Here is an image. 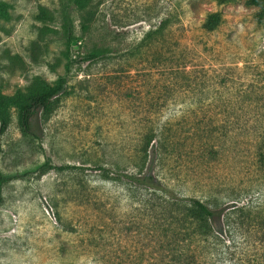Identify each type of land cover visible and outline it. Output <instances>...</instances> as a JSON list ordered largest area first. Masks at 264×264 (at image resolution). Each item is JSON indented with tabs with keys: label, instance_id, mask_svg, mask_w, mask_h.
Instances as JSON below:
<instances>
[{
	"label": "rangeland",
	"instance_id": "374dc122",
	"mask_svg": "<svg viewBox=\"0 0 264 264\" xmlns=\"http://www.w3.org/2000/svg\"><path fill=\"white\" fill-rule=\"evenodd\" d=\"M64 5L0 0V90L12 94L40 78L68 76V92L41 124V141L24 137L14 111L8 132L0 134L2 167L33 168L46 159L78 167L31 171L6 185L0 264H169L168 236L158 235L150 192L123 176L106 178L99 168L137 171L142 162L136 145L145 125L166 127L153 172L177 194L210 202L238 199L244 191L245 201L264 203V170L255 163L250 134L227 138L219 161L203 155L208 113L244 107L249 116L239 124L250 128L258 111L264 116V26L254 18L257 7L246 0L75 1L70 9L78 59L96 49L109 55L68 69ZM42 8L53 22L38 18ZM217 9L225 22L213 31L202 28L207 12ZM165 19L160 43L132 54ZM43 26L53 30L41 40ZM173 48L181 59L175 64L169 60ZM237 98L243 101L236 107ZM198 164L205 175L210 171L207 178L197 177ZM257 236L253 229L238 232L218 264H255L263 252L256 250Z\"/></svg>",
	"mask_w": 264,
	"mask_h": 264
},
{
	"label": "trees",
	"instance_id": "16d2710c",
	"mask_svg": "<svg viewBox=\"0 0 264 264\" xmlns=\"http://www.w3.org/2000/svg\"><path fill=\"white\" fill-rule=\"evenodd\" d=\"M75 1L65 0L62 19L66 38V56L68 57L67 68L77 62H88L108 56L104 49H96L78 56L76 45L78 36L75 33V26L72 22V7ZM219 5L234 2L235 0H215ZM249 6L257 7L254 14L256 23L264 26V0H246ZM39 19L53 22L54 16L46 8H42ZM224 12L221 9L207 12L202 21V28L213 31L225 22ZM86 28L87 25H84ZM168 27V19L161 25L149 30L139 45L134 47L132 54L140 52L142 46L157 45L160 38L165 35ZM53 30L52 27L43 26L40 28L39 37L41 40ZM177 46L180 41H176ZM38 48V47H37ZM158 59L162 61L163 53H157ZM172 57L169 60L172 64L180 58L175 48L171 51ZM178 64V63H177ZM180 65H175L178 67ZM186 69V62L184 63ZM180 68H176L178 70ZM187 72V71H185ZM223 84V83H220ZM68 92V76L60 75L56 81L47 82L44 79H37L34 84L26 89L19 88L14 93L8 94L0 90V134L8 132L13 121L14 111L18 113L19 124L23 135L31 142H39L43 138L42 122L49 120L60 105L61 97ZM249 95H246L248 99ZM260 98L255 101H259ZM237 107L240 98L233 99ZM256 105L258 104L255 102ZM235 108L228 114L223 111L208 113L207 122L203 126L207 132L208 141L203 147V155L219 161L224 153L222 145L227 138L234 139L238 135L250 134L251 145L254 148L255 163L258 168L264 170V116L258 111L257 124L251 128L242 126L239 122L249 116L247 109ZM238 124L240 126H238ZM166 127L156 125H145L141 128L139 139L136 145V153L140 157L141 164L137 171L124 172L111 167H99L103 170L106 178L120 179L126 177L130 183L144 187L150 192L149 203L155 221L159 224L158 235L168 236L167 247L170 256L169 264H218L219 257L229 252L236 234L245 233L253 229L257 233L258 252L255 264H264V203L260 201L244 200V191L239 193L238 199L219 197L210 202L198 196H182L175 192L165 179L153 172L156 161L162 155L166 142ZM223 154V155H222ZM34 168V170H33ZM33 168H24L16 171H6L2 167L0 155V209L5 202V187L13 179L39 172L45 174L51 169L66 170L78 168L76 165H57L50 159L37 163ZM116 170L115 175L111 171ZM206 171V170H205ZM204 171V172H205ZM197 177L207 178L202 167L198 164L196 168ZM209 184H212V177L209 176ZM223 198V199H224ZM164 232V234H163ZM161 238L159 237V240Z\"/></svg>",
	"mask_w": 264,
	"mask_h": 264
}]
</instances>
